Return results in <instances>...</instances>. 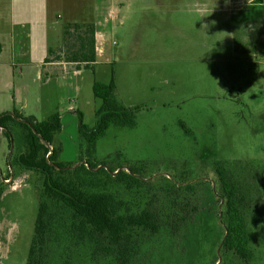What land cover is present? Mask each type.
<instances>
[{"label": "rangeland", "instance_id": "1", "mask_svg": "<svg viewBox=\"0 0 264 264\" xmlns=\"http://www.w3.org/2000/svg\"><path fill=\"white\" fill-rule=\"evenodd\" d=\"M126 27L112 38L121 44H110L103 59L83 68L75 111H57L64 117L60 161H79L77 112L95 127L102 101L93 85L114 77L117 99L138 108L136 125L111 126L93 161L135 170L139 185L114 189L125 209L185 220L178 231L146 242L131 264H245L221 246L219 167L246 190L250 264H264V0H185L164 11L155 6L133 42L129 21ZM74 42L62 39L54 56ZM16 79L28 101L14 108L40 122L49 118L54 102L44 109L33 100L39 92L34 69ZM23 134L19 125L12 141L0 134V264H27L40 204L44 176L17 164L26 148ZM74 264L93 263L87 253Z\"/></svg>", "mask_w": 264, "mask_h": 264}, {"label": "trees", "instance_id": "2", "mask_svg": "<svg viewBox=\"0 0 264 264\" xmlns=\"http://www.w3.org/2000/svg\"><path fill=\"white\" fill-rule=\"evenodd\" d=\"M71 40L75 42L67 46L60 59L77 64V68L83 65L88 69L96 63L93 23L66 24L63 42L67 44ZM116 90L114 77L107 85L94 83V97L102 101L96 111L95 127L85 125L83 114L77 112L82 142L76 163L60 161L62 146L57 137L62 132V115L59 112L41 122L25 117L17 109L0 115V134L9 141L13 140L14 126L23 129L26 148L17 158V164L44 176L27 264H74L76 258L87 253L93 264H100L104 259L111 264H131L146 242L160 239L164 231L176 232L185 223L184 219H163L148 209L141 212L125 209L114 189L124 184L128 191L132 190L140 184L137 173L131 168L128 173L93 161L98 141L111 126L132 128L136 125L138 108L124 106L117 99ZM218 174L219 203H223L219 214L222 249L250 264L254 252L247 216L249 197L235 176L231 177L221 167Z\"/></svg>", "mask_w": 264, "mask_h": 264}, {"label": "crops", "instance_id": "3", "mask_svg": "<svg viewBox=\"0 0 264 264\" xmlns=\"http://www.w3.org/2000/svg\"><path fill=\"white\" fill-rule=\"evenodd\" d=\"M184 1L0 0V115L28 101L23 98L22 86L17 87L16 78L24 76L29 68L34 69L39 83L38 95L33 100L41 108H49L54 102L52 114L64 107L75 111L73 103L80 96L83 67L77 68V64L54 56L66 24L95 25L97 64L107 55L110 44H121L112 42V38L126 31L128 21L133 42L138 38V27L149 22V13L155 6L164 11ZM30 116L37 120L35 115Z\"/></svg>", "mask_w": 264, "mask_h": 264}, {"label": "built area", "instance_id": "4", "mask_svg": "<svg viewBox=\"0 0 264 264\" xmlns=\"http://www.w3.org/2000/svg\"><path fill=\"white\" fill-rule=\"evenodd\" d=\"M5 183L8 185L11 184L12 183V177L5 179ZM12 187H14V186H12Z\"/></svg>", "mask_w": 264, "mask_h": 264}]
</instances>
